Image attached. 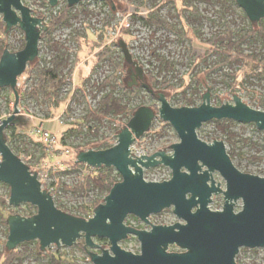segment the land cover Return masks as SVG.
I'll return each instance as SVG.
<instances>
[{"label": "rangeland", "instance_id": "1", "mask_svg": "<svg viewBox=\"0 0 264 264\" xmlns=\"http://www.w3.org/2000/svg\"><path fill=\"white\" fill-rule=\"evenodd\" d=\"M232 1L112 0L116 8L114 11L107 0H84L81 2L82 6H79L80 4L75 6L68 25L55 30L50 37L41 38L38 60L32 66L37 63L40 66L46 64L49 66L58 51L67 50L69 64L62 71L66 84L59 90L50 92L48 96L44 94L38 98L31 97L27 92L35 86L36 81L33 78L35 71L32 69L30 72L31 68L28 66L19 79L20 112L14 122L15 127L8 126L5 135L10 147L21 155L20 158L31 166L34 172L39 174L43 188L51 192L62 210L85 219L93 217L95 209L92 205L95 200L104 197L105 193L94 188H85L82 191L76 189L85 182L86 175L96 174L98 170L93 167L90 169L74 167L77 155L80 153L77 152V147L87 143H90L88 149L82 151L104 150L105 146L113 147L118 141L119 133L116 132L122 131L134 115L131 117L110 115L105 117L102 123L85 120L88 111L95 110L99 101L108 92V89L103 90L98 86L108 76L114 74L117 63L122 62V79L126 85L128 86V80L132 81L130 76L132 73L127 71L130 66L126 64L123 51L118 44L120 39L128 44L134 60L142 67L146 84L149 85L148 74H151L159 83L175 86L174 92L155 89V93H164L173 107L200 106L203 103L202 95L208 91L204 79L210 87L212 105L221 106L227 102L233 104L236 94L251 108L264 111V79L248 77L244 79L239 89L235 90L230 74L239 66L225 65L213 69L214 65L222 66L221 54L224 49L207 50L210 47L208 41L226 32V25L236 32L237 40L240 38V31L250 28L251 21L244 17L246 13ZM23 3L32 9L35 16L40 18L45 16L44 25H46L48 17L62 9L66 0H59L55 8H52L48 2L44 4L42 0H23ZM191 8L195 12H192ZM155 10L174 26V31L156 28L146 22V18ZM0 21H3L2 15ZM258 24L255 23V28ZM124 29L126 31H123ZM75 35L81 37V50L74 40ZM4 38L6 48L12 52L20 51L25 42V35L18 27L8 33L0 30V40ZM192 41L196 44L195 48H192ZM241 47L245 54H264V42L260 38L248 39ZM103 49L113 53L92 72L98 61L97 54ZM77 55H79L78 61ZM161 59H166L175 65L174 69L170 72L164 70ZM73 66L74 71L69 74V69ZM89 76L91 79L87 80ZM144 81L137 79L138 84L129 87L139 88L140 93L137 98L129 102L125 101V104L130 108L150 107L156 112V117L150 130L133 144L132 154L137 157L150 156L159 151L172 154L173 150L170 146L180 142L179 135L170 123L160 118L161 102L143 86ZM116 95L120 96L119 93ZM188 102H192L194 106H189ZM14 109V92L3 88L0 91V122L11 116ZM41 125L56 137L55 143L48 144L44 141L38 132ZM223 128L226 130L224 131ZM198 136L208 143L215 140L223 141L238 169L264 177V131L259 130L255 124L212 120L204 123L198 130ZM144 177L147 181L161 182L172 177V170L163 165L148 168L144 169ZM214 178L217 183L222 184L223 189L226 188V182L218 172L214 173ZM9 191L7 185L0 183V204L9 203ZM223 206L224 196L222 194L214 196L210 208L222 210ZM241 206L242 201H239L236 211H239ZM1 208L9 218L8 208L4 206ZM12 208L16 209V214L22 216L30 213L27 204ZM82 208L85 209L83 214L80 212ZM150 222L153 225L184 223L174 214L173 207L152 215ZM126 223L142 230H151L152 227L151 223L146 224L135 216H129ZM8 236L9 227L0 218V252L4 249V242L7 241ZM35 242L38 241L23 243L17 247L25 252V258L21 263L15 264L46 262L43 256L36 255ZM94 242L98 247L85 248V239L81 238L71 247L64 245L58 247L54 244L43 253L53 252L76 264H93L88 251L101 254L111 246L108 239L94 238ZM120 245L127 251L140 253L141 244L134 235L122 241ZM169 251L183 252L175 245L170 246ZM236 262L264 264V248H242Z\"/></svg>", "mask_w": 264, "mask_h": 264}, {"label": "water", "instance_id": "2", "mask_svg": "<svg viewBox=\"0 0 264 264\" xmlns=\"http://www.w3.org/2000/svg\"><path fill=\"white\" fill-rule=\"evenodd\" d=\"M46 1L52 8L59 4V0ZM66 1L74 7L84 0ZM107 1L115 11L112 0ZM235 1L252 23L264 19V0ZM0 15L6 33L18 27L25 35L22 50L12 52L5 48L0 58V88H10L15 95L13 114L0 123V183L10 188V206L30 204L37 208V213L30 217L9 216L6 243L9 251L33 241L39 242L42 251L54 244L71 247L81 238L85 239V248H95L98 244L94 238H100L108 239L111 246L101 254L86 249L93 264H237L242 248H264V177L238 169L223 141L208 143L198 136L204 123L212 120L255 124L264 131V111L251 108L236 94L233 104L212 105L210 87L204 79L208 91L202 95L200 106L173 107L164 93H155L145 83L143 69L123 39L119 40V46L130 66L127 71L132 73L128 86L138 84L137 79L144 81L143 86L161 102L160 118L174 127L180 142L170 146L172 154L159 151L150 156H133V144L150 130L156 117L152 108H138L128 125L116 132L118 141L113 147L80 151L77 155L78 163L97 169L114 168L122 177L95 209L93 217L81 218L58 208L51 192L43 188L39 174L13 151L5 135V129L14 124L20 112L19 77L29 64L38 60L40 40L47 26L44 18L35 16L23 0H0ZM161 165L172 170V177L161 182L147 181L144 169ZM215 172L226 182L225 189L216 182ZM220 194L224 196L223 209L212 210L213 197ZM239 201L242 206L236 211ZM172 207L184 223L150 222L152 215ZM129 216L151 223V230L129 226L126 223ZM131 235L140 241L139 254L120 245ZM173 245L183 252H170Z\"/></svg>", "mask_w": 264, "mask_h": 264}, {"label": "trees", "instance_id": "3", "mask_svg": "<svg viewBox=\"0 0 264 264\" xmlns=\"http://www.w3.org/2000/svg\"><path fill=\"white\" fill-rule=\"evenodd\" d=\"M44 4H47L46 0H42ZM154 2L156 0H153ZM233 3L236 1L233 0ZM79 6H82L80 3ZM74 7H70L67 4V1L62 9L58 10L56 13H52L50 17H48L47 21V29L42 34V38L50 37L52 33L59 29L60 27L66 26L69 24L70 19L73 17V10ZM192 12H195L193 8H191ZM85 12V11H84ZM38 14V13H37ZM246 20H249L247 15H244ZM45 18V16H43ZM113 19V17H112ZM146 22L151 26L156 28H165L170 31H174V26L167 22L166 19L162 18L158 11L155 10L152 12L148 18H146ZM0 30L6 33V25L3 21H0ZM123 31H126L124 29ZM240 38L236 39V32L233 31L229 26L226 25V32L222 34H218L214 36L212 39L208 41L210 47H208V51L212 49H219L223 48L221 57H222V66L214 65L213 69L224 67L225 65H238L239 67L230 74V77L233 79V88L239 89V86L244 82V79L250 77H261L264 79V54L257 55V54H245L244 50L242 49V44L246 42L248 39L251 38H260L264 42V19L261 20L258 24V27L255 28V24L250 22L249 29H243L239 32ZM74 40L77 42L80 50L82 47L81 37L79 35L74 36ZM6 39L0 40V58L6 48ZM119 44V42H118ZM25 47V42L23 43L21 50ZM196 44L192 41V48H195ZM113 52L109 51L108 49H103L101 52L97 54L98 61L96 62L92 72L95 71V68L98 67L100 64L105 62ZM159 59V57H158ZM79 60V55H77V61ZM69 64V54L67 50L65 51H58L55 57L50 61V65L47 66H40L38 63L36 65L29 64V68L35 71L33 75L35 79V86L27 92V94L31 97L38 98L40 95L46 94L49 95L50 92L59 90L63 85L66 84V79L62 73L63 69L66 68ZM161 66L164 67V70L168 72L174 69L172 63H170L166 59H161ZM74 71V66L69 69V74H72ZM212 73V72H211ZM123 74V65L122 62L116 64L114 74L108 76L98 87L103 90H107L108 92L103 96V98L99 101L98 107L95 110H89L85 120L96 121L102 123L105 117L114 115V116H127L131 117L138 108H130L125 101L129 102L138 97L140 93V89L135 87L130 89L129 86L122 79ZM150 79L149 85L155 91V89H165L166 91L174 92L176 88L174 85H169L168 83H159L158 80L152 77L151 74H148ZM91 79L90 76L87 80ZM11 90L10 88H7ZM3 88H0L2 91ZM116 93H119L120 96H117ZM189 106H194L192 102H188ZM10 128H14L15 124H11ZM48 130V129H46ZM223 130L225 131L226 128ZM105 140V138H103ZM88 145L90 143L84 144L82 147H77V152L88 149ZM109 146H105L107 149ZM13 149V148H12ZM13 151L21 157L15 149ZM233 159V156L230 155ZM74 167L77 168H91L90 166L84 163L75 162ZM31 168V166H30ZM32 169V168H31ZM85 182H83L80 186L76 187L78 190H85V188H94L98 189L101 192H104V197L97 199L94 201L92 208L96 209L103 201L104 198L109 194L112 187L122 180L121 175L115 171L114 168H106L102 167L97 170L96 174L89 173L85 176ZM70 189V187L68 188ZM10 196V191H9ZM56 204L58 208H62L59 202L56 200ZM7 207L9 211V216L16 214V209L12 208L8 202H2L0 204V218L5 221L8 225L7 220L8 217L4 214L5 210L1 207ZM27 208L30 210V213L27 215L28 217L33 216L37 213V208L27 204ZM68 212L66 210H63ZM80 212L83 214L85 213V209L82 208ZM8 213V212H7ZM69 213V212H68ZM86 215V214H85ZM129 224V223H128ZM7 241L4 242V249L0 252V264H15L21 263L22 260L25 258V252L21 251L19 248H16L12 251H9L6 246ZM31 244V243H28ZM35 253L38 257L43 256L46 260L43 264H76L69 260H67L64 256L55 254L53 252L43 253L40 249L39 242H35Z\"/></svg>", "mask_w": 264, "mask_h": 264}, {"label": "built area", "instance_id": "4", "mask_svg": "<svg viewBox=\"0 0 264 264\" xmlns=\"http://www.w3.org/2000/svg\"><path fill=\"white\" fill-rule=\"evenodd\" d=\"M20 79V77H19ZM19 80H18V86H19ZM1 123V122H0ZM39 134L44 138V141L48 144L55 143L56 142V137L48 130L44 129L43 125H41L38 128ZM2 161V155L0 154V162ZM9 200V199H8Z\"/></svg>", "mask_w": 264, "mask_h": 264}]
</instances>
